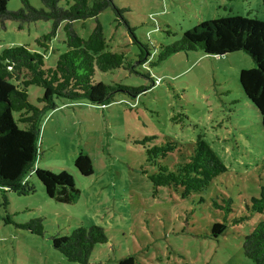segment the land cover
Returning <instances> with one entry per match:
<instances>
[{"label":"rangeland","instance_id":"rangeland-1","mask_svg":"<svg viewBox=\"0 0 264 264\" xmlns=\"http://www.w3.org/2000/svg\"><path fill=\"white\" fill-rule=\"evenodd\" d=\"M113 1L127 9L123 15L134 36L149 45L151 60L159 44L174 41L199 22L232 16L264 21L261 0ZM30 3L40 7L39 0ZM19 6V0L7 2L9 9ZM97 19L107 49L124 51L133 59L137 47L112 9L99 12ZM51 24L37 20L19 27V22L7 20L0 30V49L24 44L41 51L35 39L50 32ZM61 25L46 42V65L52 66L65 49ZM72 25L86 37L95 18ZM253 65L241 51L178 52L150 68L141 66L159 81L136 97L116 94L105 105L57 100L56 107L43 115L34 167L53 173L64 170L78 193L68 203L49 198L33 172L23 180L29 191L0 189V264H77L53 248L51 239L92 224L104 229L107 241L93 247L90 264H119L127 257L132 264H254L243 256L241 245L264 214L252 213L250 219L228 225L217 238L209 235L211 224L222 221V213L211 206L213 199L221 203L222 198H231L230 219L243 214L245 202L258 197L264 187V134L259 114L238 82L240 70ZM96 77L104 83L150 85L148 78L122 68L98 72ZM28 93L34 101L42 89L30 86ZM199 133L227 167L202 194L205 202L181 198L167 186L154 193L142 173L143 168L150 172L143 148L134 141L155 134V142L175 140L185 151ZM81 151L91 158L89 176L74 166ZM32 218L42 219V235L19 226Z\"/></svg>","mask_w":264,"mask_h":264},{"label":"trees","instance_id":"trees-1","mask_svg":"<svg viewBox=\"0 0 264 264\" xmlns=\"http://www.w3.org/2000/svg\"><path fill=\"white\" fill-rule=\"evenodd\" d=\"M264 5V0H261ZM8 0H0V30L5 29V21L20 23L37 20L51 21V31L35 39L43 50H35L24 44L4 46L0 49V189L29 191L23 183L26 175L33 172L42 183L45 194L58 202H71L78 193L70 175L64 170L57 173L47 168L34 167L39 156V132L43 115L56 107V101L86 100L90 104L105 105L113 101L116 94L136 97L159 80L141 66L150 68L168 56L187 51H201L206 55H224L241 51L248 55L253 66L241 69L238 75L240 88L256 109L264 134V21L256 18L232 16L199 22L181 32L179 37L168 44H159L155 59L146 42L134 36L132 27L113 0H39L36 8L30 0H19L16 9L7 7ZM110 7L115 20L126 26L136 45L137 52L130 59L124 51H110L103 35L97 15ZM95 18V25L86 37L78 35L73 21ZM62 24V25H61ZM61 25L64 51L57 55L52 66L44 61L50 36ZM167 34L169 32L167 31ZM122 68L129 74L142 75L150 85H128L120 82L104 83L96 76ZM144 68V69H145ZM30 86L42 89L34 101L29 97ZM155 134L144 135L134 143L143 148L145 164L149 166L142 173L150 181L153 192L167 186L181 198H192L196 204H203V193L218 176L227 172V167L199 133L195 140L183 151L177 141L165 139L155 142ZM177 154V155H176ZM173 158L172 156H175ZM91 158L86 152H79L74 166L82 176L92 174ZM211 206L222 213V221L210 226L209 235L217 238L228 225H236L250 219L252 213L264 214V187L258 197H250L245 202L241 215L228 218L233 212L231 198L216 199ZM41 218H32L22 224L35 234L42 235ZM52 246L67 261L90 264L89 257L96 244L107 241L102 227L92 224L78 226L69 234L52 237ZM242 254L254 264H264V219L258 221L244 235ZM119 264H132V258L121 259Z\"/></svg>","mask_w":264,"mask_h":264}]
</instances>
